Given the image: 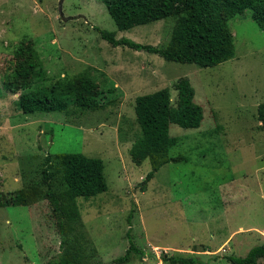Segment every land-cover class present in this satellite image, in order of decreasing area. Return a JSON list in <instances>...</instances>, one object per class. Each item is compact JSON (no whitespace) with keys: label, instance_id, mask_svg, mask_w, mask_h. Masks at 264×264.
Instances as JSON below:
<instances>
[{"label":"rangeland","instance_id":"1","mask_svg":"<svg viewBox=\"0 0 264 264\" xmlns=\"http://www.w3.org/2000/svg\"><path fill=\"white\" fill-rule=\"evenodd\" d=\"M59 4L0 0V199L25 204L0 203V264H49L62 253L38 170L49 154L104 161L108 191L77 199L88 264H111L126 254L130 239L143 255L133 253L127 264H170L164 256L175 255L232 264L228 257H246L264 245V128L256 120L264 103V31L252 12L229 21L235 57L201 68L114 47L100 33L162 46L170 42L173 19L118 31L101 0H64L67 22ZM25 36L34 40L53 83L64 80L70 90L73 78L87 72L104 107L23 115L13 52ZM182 77L189 78L204 119L197 129L171 125L178 144L168 158L176 161L161 166L143 192L152 166L149 159L134 163L130 154L140 133L136 98L167 88L177 107Z\"/></svg>","mask_w":264,"mask_h":264},{"label":"trees","instance_id":"2","mask_svg":"<svg viewBox=\"0 0 264 264\" xmlns=\"http://www.w3.org/2000/svg\"><path fill=\"white\" fill-rule=\"evenodd\" d=\"M113 19L118 31H128L140 25L173 19L175 26L170 42L162 46L143 45L128 38L118 39L116 32L100 30L104 40L114 47H129L135 51L156 54L167 62L195 64L201 68L216 67L235 57L233 33L229 21L246 10L252 12L256 24L264 31V0H101ZM15 77L20 89L17 109L26 116L37 113H66L70 106L82 111H97L101 96L98 83L87 72L76 75L72 88L67 82L53 83L44 66L34 40L22 38L14 52ZM177 107H172L167 88L138 96L135 102L136 120L140 133L130 151L134 163L149 159L152 170L140 185L146 191L148 183L161 166L176 159L168 158L170 149L178 138L170 135L172 124L183 129H197L204 119L203 108L195 102V91L187 77L176 84ZM257 122L264 128V103L257 108ZM32 162V161H31ZM31 162H26L29 164ZM38 170L45 196L52 206L53 215L62 237V253L49 264H88L84 226L80 220L77 199H90L108 191L105 164L100 158L81 153L49 154L41 161ZM29 173V171H28ZM28 175V174H26ZM35 190V187L33 186ZM4 206L25 205L7 200ZM81 230V232H79ZM130 238V233L128 232ZM86 243V244H85ZM133 253L143 252L130 239L126 254L111 264H127ZM264 258V245L250 250L246 257H228L232 264H259ZM170 264H196V258L181 255L164 256Z\"/></svg>","mask_w":264,"mask_h":264},{"label":"water","instance_id":"3","mask_svg":"<svg viewBox=\"0 0 264 264\" xmlns=\"http://www.w3.org/2000/svg\"><path fill=\"white\" fill-rule=\"evenodd\" d=\"M63 2H64V0H60V4H59V6H60V13H61V17L63 18V21L64 22H67V21L72 20V19L71 18H69V19L64 18V15L62 13Z\"/></svg>","mask_w":264,"mask_h":264}]
</instances>
